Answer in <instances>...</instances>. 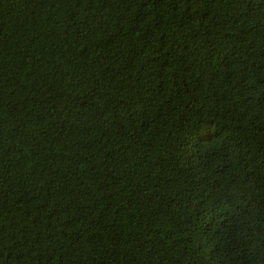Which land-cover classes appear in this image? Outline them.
I'll use <instances>...</instances> for the list:
<instances>
[{"label":"trees","instance_id":"obj_1","mask_svg":"<svg viewBox=\"0 0 264 264\" xmlns=\"http://www.w3.org/2000/svg\"><path fill=\"white\" fill-rule=\"evenodd\" d=\"M0 264H264V0H0Z\"/></svg>","mask_w":264,"mask_h":264}]
</instances>
